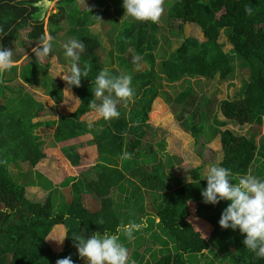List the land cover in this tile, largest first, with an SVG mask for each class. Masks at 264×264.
Here are the masks:
<instances>
[{
    "label": "trees",
    "instance_id": "16d2710c",
    "mask_svg": "<svg viewBox=\"0 0 264 264\" xmlns=\"http://www.w3.org/2000/svg\"><path fill=\"white\" fill-rule=\"evenodd\" d=\"M49 1L0 0V46L8 48L18 37L19 30L24 28L28 29V38L38 44L39 38L44 35V6ZM77 1L57 0L60 12L51 14L50 20L53 24L57 23L58 17L64 11L76 10ZM94 1L102 4L104 2V9L110 5L113 10L106 16V19H111V23L106 22L105 18L99 20L107 25L106 29L102 30L103 35L111 41L114 36L119 37L122 46L118 47V51L125 50L127 53L142 55L150 70L135 74L131 62L124 55L114 57L113 50L106 51L99 43L98 37L86 25V16L77 14L75 18L70 17L72 26L68 34L58 36L54 30H49L53 40L52 51L47 58L56 55L62 63L69 64L71 61L65 57L62 45L70 39L81 40L85 44L80 67L87 65L90 71L88 77L81 78V86L73 88L79 99V106L72 112L73 116L95 111L89 103L94 99L92 89L95 87V78L103 67V61L114 62V68L109 70L112 75H131L135 98L134 102L128 104L131 106L130 111L122 104L118 105L120 117L107 121L108 125L105 122L104 129L99 128V123L59 120L55 130L46 138L40 136L38 127L51 126L55 121L31 120L35 117L39 104L25 91V86L40 83L43 85V93L58 102L62 95L60 84L56 83L46 70L38 76L36 64L31 63H23L20 66V80L12 79V69L0 78V264H56L57 259L68 256L74 264H78L80 257L74 246L73 234L87 237L97 231L101 234L105 231L115 233L118 225L129 221L139 222L141 219L146 223V227L157 219L160 235L168 240L163 242L158 238L159 248L155 247L154 242V248L146 249L144 245L149 247L150 240L143 243L145 238L139 237L142 231L135 233L132 241L121 236V242L128 248L130 261H135V264H190L192 257L203 252H211L214 260H220L219 264H264V258H256L245 248V236L239 229L220 227L221 213L229 201H220L215 205L204 203L201 192L207 186L206 179L193 178V183H190L184 181L182 176H177L171 182L167 179L169 174L163 170V163L157 161L143 167L145 160L139 158V147L145 135V128L148 127V112L156 97L162 95L164 83L185 87L174 99L179 103V108L173 110H177L176 120L191 136L206 135L208 131L213 134V128L205 126L212 114L207 118L203 109L208 101H196L197 93L191 86L193 79H219V82H224L235 77L240 80V88L231 98L217 100L214 95L210 98L212 109L216 108L218 112L219 120L215 122L216 126L222 128L225 125L224 120L234 122L238 126L262 123L264 0L175 1L166 14H163L162 20L176 24L171 33L179 38L180 42L178 47L170 52L158 48L157 57L160 60L158 62L163 72L162 77H158L153 70L157 58L147 51L159 43L155 37L157 30L160 31L157 23L133 20L125 13L123 0ZM102 4L100 6L103 7ZM65 5H73L74 8L66 10ZM246 5L252 8L251 15L246 14ZM96 17L98 18L99 14ZM187 24L198 26L204 41L186 37L182 30ZM224 36L226 41L219 43ZM226 43L230 48L224 49ZM27 58L26 62L31 57ZM13 59L16 61L18 56H13ZM242 75L246 77L241 78ZM140 77L145 80L138 87L136 79ZM138 89L143 90L140 97L136 93ZM215 115L216 113L212 114L209 120ZM76 126L78 128L75 130ZM44 131L46 129H43ZM79 134L88 135L90 139L85 144L94 146L98 159L93 167L79 173L80 176L62 179L58 184L60 190L39 171L31 174L35 163L46 156L43 151L45 147H52L56 142ZM216 135L224 150L221 166L229 168L236 178L248 173L251 161L245 157L244 151L249 141L246 142L243 136L227 129L215 131L214 138ZM211 139L213 137H205L207 142ZM157 144L159 148H163L162 144L165 143L163 141ZM76 146L82 145L76 144L74 148ZM74 148H62L64 157L72 164L79 159ZM146 150L147 146L142 149ZM116 158H123L126 162L117 167L113 162ZM168 166L170 167V163ZM14 168L18 170L13 173ZM12 174H17L16 179L19 181L13 180ZM86 175L88 179L84 178ZM125 179L132 183L133 189H130L129 193L124 187L127 186ZM35 185L44 192V197H36L28 192V188ZM140 187L146 189L147 194H159L161 201L158 205L154 204L152 198L143 202L140 191L141 203L136 209V203L132 201H136L134 192ZM114 191L122 197L121 201H114ZM83 194L97 199L99 208L88 210L82 202ZM191 204L194 205L193 214L208 226L210 234L204 236L188 221L191 216ZM101 218L103 225L96 223ZM55 226H63L68 235L64 252L61 254L55 253L45 239ZM142 249L150 254L147 260L144 256L138 257L137 251Z\"/></svg>",
    "mask_w": 264,
    "mask_h": 264
},
{
    "label": "rangeland",
    "instance_id": "374dc122",
    "mask_svg": "<svg viewBox=\"0 0 264 264\" xmlns=\"http://www.w3.org/2000/svg\"><path fill=\"white\" fill-rule=\"evenodd\" d=\"M57 0H50L49 2L45 3V14L43 16L42 24H43V33H48L49 30H54L55 35L60 36L61 34H68L69 28L72 26V21L70 17L75 18L77 14H79L81 17L86 16L87 20V26L89 29L98 37L99 43L105 48L106 51L113 50L114 57L118 55H125L126 59H128L131 62L133 72L135 74H141L144 71L150 70V67H148V62L143 58L142 55L135 53H127L125 50L122 52L118 51V47L122 46V42L120 43V39L117 36L113 37V40L105 35H103L102 30L106 29L105 26L106 22L111 23V19H106V16L113 11L110 7H106L104 9V2L103 4L100 2H96L94 0H78L77 1V9L72 12H66L64 11L60 16L58 17V21L56 24H53L52 20H50V16L56 11L57 7ZM108 2L110 0H107ZM177 0H164V12L163 14H166L169 7ZM106 2V1H105ZM103 5L100 6V5ZM66 10L73 9L74 6H67L65 5ZM99 14V17L96 16ZM102 12V13H101ZM163 14L160 18L159 23H157V27H160V31L157 30V33L155 35L156 38H158L159 43H157V46H154L152 50H147L149 54L155 58H157L156 62L154 63L153 70L156 73V75L163 76V72L160 70V65L157 57V50L160 48L161 50H164L165 52L172 51L176 47H178V44L180 42V39L176 36H173L171 33V30H174L176 27V24L173 22H167L163 21ZM101 18H105L106 22H99ZM60 27V28H59ZM59 28V29H57ZM183 34L186 37H194L199 41H204V38L202 36L201 30L198 26L193 24H187L184 28ZM28 29L24 28L22 30H19L18 37L9 44V49L13 50V56H18V59L16 60L17 66L12 68L13 74H10L12 79H18L20 80L19 76V69L20 66L24 64L32 65L36 64V68L38 69V76L46 70L48 74H50L53 78V80L60 84V87L62 88V95L61 99L58 102H54L52 98L46 93H43V85L40 83L35 84H26L25 91L31 94L32 98L38 102L39 106L37 107L35 111V117L32 118V121H42L47 119H53L55 123L53 125H42L39 126L38 132L40 136L46 138V136L56 128V123L59 120L67 121L70 119H73V123H78L80 121H83L85 123H99V128L104 129V123L107 121L103 119L97 118V113L95 111H89L84 114H78L73 116L72 112L76 110L79 106V99L77 94L75 93V90L73 88H76L75 86H72L70 90L68 89L67 83L61 78L63 73L60 75H57L60 72L67 71V69L70 66V63H62L60 60L57 59L56 55H53L52 57L45 58L43 63L38 64L36 61V57L32 49L36 47L38 44H36L34 41H31L28 36ZM119 39V40H118ZM58 42L60 40H57ZM226 41L225 36L220 39V42ZM117 42V44H116ZM55 48V47H54ZM230 46L228 43L224 46V49H228ZM57 50L59 48L57 47ZM168 54V53H167ZM27 57H31L30 60L27 61ZM16 59V58H15ZM103 68H106L108 70H111L114 68V62H106L103 61ZM101 66V63H99V67ZM32 69V68H31ZM7 75V74H6ZM57 75V76H56ZM56 76V77H55ZM245 75H242L241 78H245ZM145 79L142 77L136 79V84L138 87L141 85L142 82H144ZM154 81V80H153ZM219 79L207 81V80H196L193 79L191 81L192 89L195 90L197 93V99L196 101H200L201 99H205L208 102L204 104L203 109L206 113V117L208 118V115L210 113L216 115L211 118V121L209 120L212 114L209 116L208 124H205V126L209 125L213 128V134L208 131L206 135H197V136H191L188 132L185 131L184 127L180 122L176 120V111L173 110V108H179V103L174 101L176 97H178L183 89L185 87L180 86L177 84L176 86H170V85H164L161 89L162 95L156 97V99L152 102L150 110L148 112V127L145 128V135L142 140V143L139 147L140 151V157L142 160H145V164L143 167H145L148 163H154L159 161L160 163H163L164 165V171L168 173L167 179L172 182L177 176H182L184 181H186V177L189 175L191 178H199L204 179V173L206 170V167L209 164L215 163L219 166H221L222 158L224 157V150L221 147V144L219 143V137L217 135L214 138V132L215 131H224L229 130L230 132H234L239 136H243L247 141H249V145L247 146L246 150L244 151L245 157L250 159L251 161V169L250 171L252 174L260 177L261 179H264V120L261 124L257 123H251V124H245L238 126L236 123L224 120V126L222 128L215 125V122L219 120L217 109H212V103H210V98L214 95L217 100H223L228 99L234 96L235 91L239 90L240 88V80L237 78H232L230 81H224L219 82ZM138 96L140 97L143 93L142 89H138L136 91ZM46 94V95H45ZM185 101L188 100V98L184 97ZM0 101H2V98L0 97ZM123 105V104H122ZM128 110L130 111L131 106H127ZM58 119V120H57ZM196 120V119H195ZM108 125V123H107ZM78 127H75V130ZM43 129H46V131L43 132ZM205 137H213L210 141H205ZM74 143H80L84 144L86 143L90 137L86 134H79L76 137H73ZM165 144L163 145V148H159L158 144L159 142H163ZM130 145H133L130 143ZM147 146L146 151H142L144 147ZM71 149V147H68ZM161 149V150H160ZM46 156L43 159L38 160L33 168H35L34 171H39L40 173L44 174L46 178H48L54 186L57 187V185L61 182L62 179L68 176H74L77 177L80 176L79 173H82V171H85L88 169V167H93V165L96 163L98 157L94 160L88 159V155H96L94 152V146L92 147H86L85 149L78 152V149L76 148L75 151L79 154L80 159L76 161V163H69L72 167L70 170H65V172H62L59 170V168L56 166V160L53 159L52 153L56 154V148L54 149H48L44 148ZM62 148L59 149L58 154H62L61 152ZM190 151V155L188 153ZM156 153V159L155 157ZM97 156V155H96ZM85 159V161H84ZM114 165L117 167H121L125 162L123 158L119 159H113ZM170 163V167L168 164ZM64 163H67L64 161ZM142 164V162H139ZM86 166L84 170H82L81 167ZM69 168V166L67 165ZM75 168V169H74ZM78 168V170H76ZM65 169V167H64ZM18 169L14 168L13 173L16 172ZM34 171L31 172L32 175H34ZM199 176V177H198ZM17 174H12V179H16ZM130 177V176H128ZM84 178H89L88 175H86ZM19 181V180H17ZM125 184L127 186H124L127 189V192H130V189L132 190L131 182L128 180ZM135 183V182H134ZM129 186V187H128ZM138 184H136V187ZM37 188V187H33ZM60 190V188H58ZM146 191V189L140 187L138 190L140 191ZM37 192L34 191V194ZM119 194L118 192H116ZM44 192H42L41 196L37 197H44ZM117 194H113L114 201H121V196H118ZM135 194V192H134ZM145 196V193H144ZM161 201V197L158 199V202ZM133 202V201H132ZM193 207L194 205H190V213L191 216L188 218V221L198 229L197 231H201L204 236L205 234H210L209 230L207 229L208 226L203 223V221L199 218H196L193 214ZM135 212V209L133 210ZM152 227L154 230H151ZM64 231V230H63ZM142 234L139 235L144 237V242H148L150 240L149 247L144 245V248H154V242L156 244V248H159L160 243L157 240L158 238L161 239V241L165 242L168 240L166 237H162L160 235V229L157 225V220L154 222L148 223L147 227L143 228ZM65 234V231H57V227H54L47 237L54 236L58 237L60 235ZM46 237V238H47ZM152 240H151V239ZM155 240V241H154ZM46 243L48 246L57 254H61L64 252L65 248V240L62 245H57V243L51 239H46ZM144 249L138 252V257L144 256L147 260L149 258V253L143 252ZM211 252H203V254L194 256L191 258L190 264H219L218 260H214L212 258ZM78 264H85V261L80 258ZM226 264V263H221ZM231 264V263H229Z\"/></svg>",
    "mask_w": 264,
    "mask_h": 264
},
{
    "label": "clouds",
    "instance_id": "9594fccd",
    "mask_svg": "<svg viewBox=\"0 0 264 264\" xmlns=\"http://www.w3.org/2000/svg\"><path fill=\"white\" fill-rule=\"evenodd\" d=\"M125 13L138 22L159 23L164 12V0H123ZM246 14H252V8L245 6ZM53 37L45 33L39 38L38 45L32 49L38 64L43 63L52 51ZM64 55L71 63L61 78L67 83L68 89L72 86L80 87L81 78L89 76V67H80L81 53L85 51V44L81 40L70 39L62 45ZM13 59V50L0 46V78L5 72L17 66ZM56 75V76H57ZM55 76V77H56ZM92 89L94 99L89 106L98 114V119L110 121L118 119L121 115L118 105L127 107L134 102L135 92L132 88V77L121 73L112 75L108 69L99 71ZM99 101V103H97ZM204 179L207 186L201 192L203 202L217 204L220 201H229L221 213L219 225L221 228L233 230L239 229L245 238L243 244L258 259L264 258V179L252 174L234 177L229 168L219 166L215 163L206 167ZM187 182L193 183L191 176L186 177ZM234 181V183H233ZM103 225V219L96 221ZM146 227L143 219L141 221H129L117 226L115 233L107 231L101 234L93 232L90 236L73 234L74 246L78 250L79 257L85 264H135L130 261L128 248L121 242V236L132 241L134 234ZM67 234L58 237L49 236L62 245ZM56 264H74L70 256L57 259Z\"/></svg>",
    "mask_w": 264,
    "mask_h": 264
},
{
    "label": "crops",
    "instance_id": "0c3cea01",
    "mask_svg": "<svg viewBox=\"0 0 264 264\" xmlns=\"http://www.w3.org/2000/svg\"><path fill=\"white\" fill-rule=\"evenodd\" d=\"M111 9H112V7H111ZM37 44V43H36ZM124 57H125V55H124ZM103 66H104V64H103ZM114 66H115V64H114ZM101 69H103V67L101 68ZM100 69V70H101ZM83 135V134H82ZM73 137H71V138H69V139H65V140H62V141H59V142H56V144L54 145V146H52V147H45V148H48V149H54V148H56V154H51L52 155V157H53V159H55L56 160V166L59 168V170L60 171H62V172H65V170H70L72 167L70 166V162H68V160L64 157V155H63V153L62 154H58V151H59V149L60 148H63L64 146H73V148H74V146L76 145V143H74V141H73ZM77 144H79V145H82V144H80L79 142L77 143ZM86 147H92V146H89V145H86L85 143L82 145V146H76V148L78 149V152L79 151H81V150H83V149H85ZM76 148H74V151H75V149ZM45 151V150H44ZM61 152H62V150H61ZM94 152H95V149H94ZM75 153L77 154V156H78V158L80 159V157H79V154L75 151ZM96 153V152H95ZM188 153H189V155H190V151H188ZM43 158H45V157H43ZM42 158V159H43ZM88 159H92V158H94V160L97 158V156L96 155H92V154H90V155H88V157H87ZM78 159V160H79ZM64 161L65 162H67V163H64ZM84 161H85V159H84ZM67 165L69 166V168L67 167ZM34 166H36V164L34 165ZM33 166V167H34ZM64 167H65V169H64ZM82 168V170H84L85 168H86V166H83V167H81ZM89 168V167H88ZM75 169V168H74ZM35 170V168H32V171H34ZM76 170H78V168L76 169ZM68 177H74V176H68ZM184 179V178H183ZM135 182V184H138L137 182H136V180L134 181ZM58 186V185H57ZM33 187H37V188H33ZM58 188H59V186H58ZM57 188V189H58ZM61 189V188H60ZM142 189V188H141ZM59 190V189H58ZM34 191H36L37 193V196H41V194H42V190L40 189V187H38L37 185H35V186H30L29 188H28V192L30 193V194H33V195H35L36 196V194H34ZM117 191H114V193L113 194H117L116 193ZM144 193H145V191L143 190V191H141L140 192V197L142 196V199H143V202H148L149 201V199L150 198H152V199H154V204L155 205H158V199L160 198V195L159 194H155V195H152V194H147V193H145V196H144ZM118 195V194H117ZM152 195V196H151ZM36 196V197H37ZM139 197V191H136L135 192V194H134V198L136 199V201H133V203H136V209H138L139 207H140V198ZM96 201H98L97 199H95V198H93V196H91V195H88V194H83L82 195V202L85 204V206H86V208L89 210L90 208L91 209H93V210H96V209H98L99 207L97 206V202ZM117 202V201H116ZM142 205H144V204H142ZM157 220V219H156ZM55 227H57V231L59 230V231H62V232H64L65 231V228L63 227V226H55ZM64 230V231H63ZM66 233V232H65Z\"/></svg>",
    "mask_w": 264,
    "mask_h": 264
},
{
    "label": "water",
    "instance_id": "95a60500",
    "mask_svg": "<svg viewBox=\"0 0 264 264\" xmlns=\"http://www.w3.org/2000/svg\"><path fill=\"white\" fill-rule=\"evenodd\" d=\"M58 10V8H56V11Z\"/></svg>",
    "mask_w": 264,
    "mask_h": 264
}]
</instances>
